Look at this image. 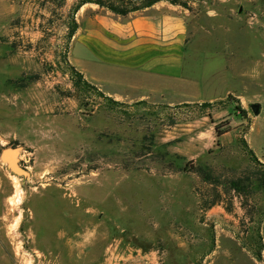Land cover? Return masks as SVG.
<instances>
[{
  "label": "rangeland",
  "instance_id": "rangeland-1",
  "mask_svg": "<svg viewBox=\"0 0 264 264\" xmlns=\"http://www.w3.org/2000/svg\"><path fill=\"white\" fill-rule=\"evenodd\" d=\"M0 1L3 35L11 2L34 35L24 68L5 36L0 60V149L26 171L0 159V264H264V0H159L187 29L173 103L74 87L78 0Z\"/></svg>",
  "mask_w": 264,
  "mask_h": 264
},
{
  "label": "crops",
  "instance_id": "crops-1",
  "mask_svg": "<svg viewBox=\"0 0 264 264\" xmlns=\"http://www.w3.org/2000/svg\"><path fill=\"white\" fill-rule=\"evenodd\" d=\"M158 2L125 16L93 2L81 4L72 17L77 24L74 33L69 38L64 37L68 49L67 61L88 83L113 98L139 100L160 96L168 98V103L187 101L171 98L173 94L179 95L178 86L187 79L182 74L187 42L185 18L180 11L163 9ZM7 10L5 15L15 18L17 23L9 25L10 35H3L4 11L0 6V60L3 59L5 36L9 40L7 44L15 43L11 50L16 56L14 62L24 68L29 50L20 45V39L34 38L26 31L29 14L23 10L28 8L23 9L21 5L19 9L17 2H11ZM22 17H25L24 20ZM64 35H67L66 31ZM73 49L76 50V57H72ZM242 82L243 76L238 72L236 87ZM259 105L261 111L262 104ZM0 134L5 135L1 130ZM263 145L264 142L260 148Z\"/></svg>",
  "mask_w": 264,
  "mask_h": 264
},
{
  "label": "trees",
  "instance_id": "trees-1",
  "mask_svg": "<svg viewBox=\"0 0 264 264\" xmlns=\"http://www.w3.org/2000/svg\"><path fill=\"white\" fill-rule=\"evenodd\" d=\"M159 0H78L77 3L74 6V10L77 9L81 4L85 2H93L98 4L100 7H104L108 9L109 11L119 14L122 16L127 15L130 12L141 10L143 8L149 7L153 5L154 3L158 2ZM172 4H181L183 6H186L187 0H167ZM77 24L72 18V23L68 27L67 31V37H71V35L74 33V30L76 28ZM63 63H66L67 69L70 73V76L73 81V85L75 88H84V86H88L89 83L83 78L82 74L78 72L68 61L66 58H63ZM225 102L224 100H218L215 101L214 104H222ZM213 105V103L210 102H203L200 104V106H210Z\"/></svg>",
  "mask_w": 264,
  "mask_h": 264
},
{
  "label": "water",
  "instance_id": "water-1",
  "mask_svg": "<svg viewBox=\"0 0 264 264\" xmlns=\"http://www.w3.org/2000/svg\"><path fill=\"white\" fill-rule=\"evenodd\" d=\"M250 108L254 114H258L260 111V105L257 102L251 103ZM17 146L10 145L1 147L0 159L5 162L6 167L15 174H21L25 176V167L20 165L17 158Z\"/></svg>",
  "mask_w": 264,
  "mask_h": 264
},
{
  "label": "bare ground",
  "instance_id": "bare-ground-1",
  "mask_svg": "<svg viewBox=\"0 0 264 264\" xmlns=\"http://www.w3.org/2000/svg\"><path fill=\"white\" fill-rule=\"evenodd\" d=\"M17 151H18V149H17ZM16 158H17V156H16ZM26 175V174H25ZM12 178H13V180L15 181V183L17 184L18 183V181H17V177L15 176V175H12Z\"/></svg>",
  "mask_w": 264,
  "mask_h": 264
}]
</instances>
